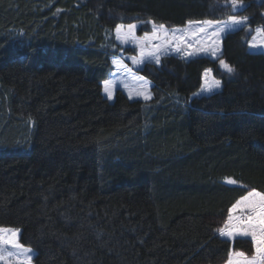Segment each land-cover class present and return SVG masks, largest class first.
<instances>
[{"label":"trees","instance_id":"1","mask_svg":"<svg viewBox=\"0 0 264 264\" xmlns=\"http://www.w3.org/2000/svg\"><path fill=\"white\" fill-rule=\"evenodd\" d=\"M243 4L0 0V227L20 229L35 264H219L251 248L217 231L264 193V54L248 51L264 0ZM230 15L249 17L222 38L234 72L169 55L138 69L152 98L104 96L119 24ZM208 67L222 88L194 96Z\"/></svg>","mask_w":264,"mask_h":264},{"label":"rangeland","instance_id":"2","mask_svg":"<svg viewBox=\"0 0 264 264\" xmlns=\"http://www.w3.org/2000/svg\"><path fill=\"white\" fill-rule=\"evenodd\" d=\"M237 16H240V15H237ZM227 18L228 17L222 20H218V21H222V22L227 21ZM202 21H206V20H202ZM192 22H194L192 25H189V22H188L185 26H177V27H166L165 26L170 31L174 29L178 30L175 33V35L181 37L183 40L187 42H190L193 45L192 48H187L185 44L180 43L179 40H174L172 36H169L167 40L165 41V39L163 38V33H160V36H161L160 40L144 41L145 56L143 58L141 57V41L143 40L145 34H147L148 36H152L153 23L149 21L141 20V21H135V22L127 23V24H124V23L119 24V25L125 26L123 29H121V32L127 31V26L129 24L136 25V28L134 30L135 39H132L131 37H129L126 41H124L118 37L117 32L115 30V39L117 43L120 45L121 51H119L117 55L112 56L111 58L112 67L109 72L108 78L105 80V81H111L113 85V98L111 100L114 99L115 92L117 89H122L129 99L145 100L144 95L138 94L142 92L144 89L145 85L143 82H147L146 84L147 92L148 94H150V97L152 98V91H151L152 82L138 71V69L147 62L155 63L154 60L147 55L149 51L153 52L154 55H159L160 63L157 65L161 64V60L163 59L164 56H169V55L182 57L185 60H190V59L201 57V56L209 57L210 59L221 60L220 56L222 54V38L228 32L240 28V27H237L233 30L226 29L224 32L219 33V36L217 37L216 35H213V33L216 31L215 26H212V27L205 26L204 32H198V28L200 27V25L196 24L195 22H199V21H192ZM148 23L150 25L151 31L147 33H143V34H138V29L140 28V26L148 24ZM156 26L158 29L159 25H156ZM259 28H262V27H259ZM256 29L254 30L250 40L248 41V49L250 51H260L264 54V36L257 35ZM253 40H255L256 42L255 47L251 46ZM153 44H159L161 46L159 48H154L152 46ZM177 44H179L181 48L180 51L176 50ZM127 47L134 49L135 52L125 51ZM197 48H204V49H207V51H201L195 56L185 55V52H191ZM213 50H215L216 52L215 55L212 54ZM134 60L137 62H134ZM219 66L221 69L223 68L221 64ZM209 69L211 71L209 72L208 76L205 77L204 74L206 70H209ZM202 78H203L202 85L199 88V90L196 93H194V96L210 95L214 92L220 91V89L222 88L221 82L217 78L214 77L213 71L210 67L205 69V71L203 72ZM213 80L219 81L220 87L218 89H213L212 92L203 91V89L206 86V83L210 85ZM102 84H103V94L107 98V95L104 92V81ZM253 191L259 192L257 190L251 189L244 196H246L249 192H253ZM261 194H264V193H261ZM241 198H239L237 201H239ZM250 199L258 200L259 198L252 197ZM237 201L235 203H237ZM232 206L226 211L225 215L221 217L217 222V231L219 235H220L219 230L223 228L224 225L227 223V220L230 214L233 215L234 217H239L241 223H244L246 218L252 215V209H251L249 202H245V204L242 205L240 208H238L236 212L230 213ZM234 223H236V221H234ZM0 228L11 229L12 227H0ZM13 229H16V228H13ZM16 230H19V231L18 233H16L15 237L10 236L7 231L3 233V237L5 241L16 239L18 240L20 245H23L19 240L20 229H16ZM242 230H245V229L242 228V229H239L238 231H242ZM221 237L229 239L232 242L238 238L244 239L250 244L251 248L248 251L232 248L228 257L219 264H227L228 259L235 252H243L250 259L256 256L255 245L252 242V239L250 236L236 235L232 238L224 237V236H221ZM0 250H2V255H3V258L0 259V264H24V262H27V258L29 256H31L30 264H35L33 261V258L35 256V250L34 248L30 246L23 245V248H17L14 245L3 242V243H0Z\"/></svg>","mask_w":264,"mask_h":264},{"label":"snow or ice","instance_id":"3","mask_svg":"<svg viewBox=\"0 0 264 264\" xmlns=\"http://www.w3.org/2000/svg\"><path fill=\"white\" fill-rule=\"evenodd\" d=\"M226 3L229 4L233 10V12L239 11L241 8L244 7L243 0H226ZM249 20V17L247 16H237V15H230L227 18V21H199L195 22L196 24L200 25L198 28V32H204L205 26L212 27L215 26L216 31L213 33V35L219 36V33L224 32L227 30H233L237 27H244L247 25V21ZM194 22L189 21V25H192ZM124 25H118L116 32L120 39L126 41L129 37L132 39H135L134 36V30L136 28V25L129 24L127 26V31L121 32V29H123ZM178 30H168L163 24L159 25L158 29L155 23L153 22V34L152 36H148L145 34L143 40L141 41V57L143 58L145 56V46L144 41H157L161 39L160 33H163V38L165 41L169 36H172L174 40H179L180 43L185 44L187 48H192V44L190 42H187L183 40L181 37L176 36L175 33ZM256 33L259 36H264V28H257ZM154 48H159L161 45L159 44H153ZM252 47L256 46L255 40H253ZM176 50L180 51L181 48L179 44L176 46ZM201 51H207V49L204 48H197L194 51L191 52H185L186 56H195ZM213 55L216 54L215 50L212 52ZM147 55L154 60L156 64L160 63V57L159 55H154L153 52L149 51ZM134 62H137L134 60ZM220 64L223 66V68L228 73L234 72V68L229 65L226 61L223 59L220 60ZM211 70H206L205 77L208 76L209 72ZM144 83V89L142 92L138 93L141 95H144V99L148 100L150 99V94L147 92L146 84ZM220 87V82L213 80L210 85L206 83L205 88L203 91L212 92L213 89H218ZM104 92L107 95V98L111 100L113 98V85L111 81H104ZM227 183L229 184H235L236 181L233 179H228ZM252 197H258V200H251ZM245 202H249L251 209H252V215L248 216L244 223L240 222L239 217H234L233 215H229L227 223L224 225L223 228L219 230L220 235L224 237L232 238L236 235H242V236H250L252 239V242L255 245V251L256 256L253 258H248L243 252H235L232 254V256L228 259L227 264H264V194H261L259 192H249L246 196L242 197L237 203H235L230 213L236 212L238 208H240L242 205L245 204ZM236 221V223H234ZM245 229L242 231H238L239 229ZM8 232L10 236L15 237L16 233H18L19 230L16 229H4L0 228V243L6 242L11 245H14L17 248H23V245H20L18 240L13 239L10 241H5L3 237L4 232ZM3 258L2 250H0V259ZM31 256L27 258V262H24V264H30Z\"/></svg>","mask_w":264,"mask_h":264}]
</instances>
